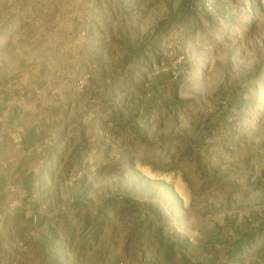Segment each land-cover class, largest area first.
<instances>
[{
    "label": "rangeland",
    "instance_id": "374dc122",
    "mask_svg": "<svg viewBox=\"0 0 264 264\" xmlns=\"http://www.w3.org/2000/svg\"><path fill=\"white\" fill-rule=\"evenodd\" d=\"M0 82L49 138L0 264H264V0H0Z\"/></svg>",
    "mask_w": 264,
    "mask_h": 264
},
{
    "label": "crops",
    "instance_id": "0c3cea01",
    "mask_svg": "<svg viewBox=\"0 0 264 264\" xmlns=\"http://www.w3.org/2000/svg\"><path fill=\"white\" fill-rule=\"evenodd\" d=\"M35 103L29 89L23 88L22 92L16 97L8 87L0 82V181H2V178L5 180V176L6 181L11 179L13 182L15 180L19 187L26 188L25 190H31L35 181V157L30 153L44 148L49 141L46 130L39 127V124L31 119V115L28 114ZM10 175H13V177H10ZM22 202H13L17 207L14 208V213H11L9 218L14 219L15 222L22 221L23 218L35 222L37 214L40 215V213L38 211L35 212L37 214L32 213L28 208L33 206V200L26 203ZM136 226L134 230L142 234L143 239L141 242L144 249L159 247L165 255L164 259H171L168 247L173 240L167 241V238L162 237L164 233H162L159 221H157L155 232L151 234L153 244L145 240L149 232V221L140 219ZM139 232L136 234L138 235ZM238 241L232 245L233 248L238 245ZM207 254H205V259L200 260V264L209 262Z\"/></svg>",
    "mask_w": 264,
    "mask_h": 264
}]
</instances>
